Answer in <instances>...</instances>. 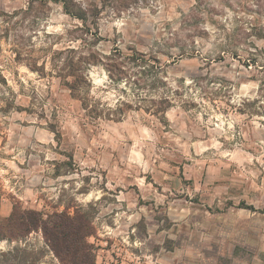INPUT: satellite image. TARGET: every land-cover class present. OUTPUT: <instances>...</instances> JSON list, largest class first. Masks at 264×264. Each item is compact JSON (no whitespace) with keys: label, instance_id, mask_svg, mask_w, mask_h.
<instances>
[{"label":"rangeland","instance_id":"1","mask_svg":"<svg viewBox=\"0 0 264 264\" xmlns=\"http://www.w3.org/2000/svg\"><path fill=\"white\" fill-rule=\"evenodd\" d=\"M65 1L0 0V220H42L0 251L21 264H264V0ZM90 52L146 59L141 105L165 93L164 117H88L50 59ZM87 73L102 103L133 99V77Z\"/></svg>","mask_w":264,"mask_h":264},{"label":"trees","instance_id":"2","mask_svg":"<svg viewBox=\"0 0 264 264\" xmlns=\"http://www.w3.org/2000/svg\"><path fill=\"white\" fill-rule=\"evenodd\" d=\"M62 1L65 7L66 1ZM16 58H20V52H17ZM153 60L157 61V59ZM96 64L103 66L112 84H120L122 82L126 84L133 77L131 79L135 90L133 99L126 100L118 98L113 106H108L93 96L90 92L91 83L87 71L91 65ZM50 65L64 85L68 87L71 95L79 100L87 116L92 119L119 121L126 109H144L162 118L171 105L169 96L163 92L157 101H149L151 105L145 107L141 105L146 101L147 94L145 93L143 95L139 90H144V88L149 90L153 83L152 79L150 80V67L152 65H149L146 59H94L93 52H90L88 56L80 55L76 59L72 56L64 59H53L52 57L50 59ZM44 66L37 65L35 62L31 64V68L40 71H43ZM122 92L125 93L124 90ZM36 215V212L33 210L23 211V215H18L13 210L8 217L0 220V241L3 239H13L14 236H12L11 231L14 228L27 225L34 229L37 222H42ZM16 256L14 249L0 251V258L2 257L0 262L3 261L2 263L5 264H21Z\"/></svg>","mask_w":264,"mask_h":264}]
</instances>
